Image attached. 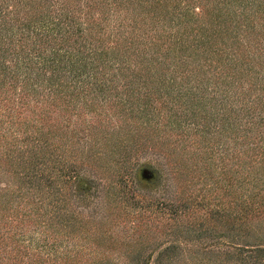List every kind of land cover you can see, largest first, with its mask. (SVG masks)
<instances>
[{
    "label": "trees",
    "instance_id": "obj_1",
    "mask_svg": "<svg viewBox=\"0 0 264 264\" xmlns=\"http://www.w3.org/2000/svg\"><path fill=\"white\" fill-rule=\"evenodd\" d=\"M92 1L0 0V166L17 181L11 192L0 187V208L31 191L35 202L45 200L58 210L51 215L44 207L48 227L56 231V223L66 230L74 217L60 211L65 186L72 187V195L95 192L103 178L93 153H67L68 147L77 149L68 133H78L67 114L81 113L78 108L93 107L99 99L107 102L119 86L128 89L119 97L128 105L120 110L128 126L112 127L125 134L112 146L119 183L129 180L135 189L138 171L155 172L153 184L163 182L160 197L166 198L169 182L159 173L164 171L159 161L134 156L153 150L173 154L166 171L172 168L176 178L195 166L213 186L219 183L211 175L215 159L233 185L238 171L226 165L223 137L241 146L229 155L232 163L248 164L250 183L259 186L262 178L253 170L258 164L264 168V0ZM81 125V131L89 130L86 121ZM91 134L90 140H98ZM85 164L95 166L92 176L80 171ZM113 178L105 177L108 185ZM256 196L251 194L245 206L233 201L229 213L210 210L209 217L223 212L242 219L260 199L258 212L264 196ZM226 246L240 254L238 264H264L262 236L229 240ZM212 250L210 256L218 255L214 250L220 247ZM161 252L160 263L167 253L163 248L157 256ZM0 258L6 264L19 261L15 252L6 255L2 249Z\"/></svg>",
    "mask_w": 264,
    "mask_h": 264
},
{
    "label": "rangeland",
    "instance_id": "obj_2",
    "mask_svg": "<svg viewBox=\"0 0 264 264\" xmlns=\"http://www.w3.org/2000/svg\"><path fill=\"white\" fill-rule=\"evenodd\" d=\"M95 3H99L98 0L92 1V4ZM125 91L128 89L119 86L116 92L109 93L107 102L99 99L93 107L78 108L83 111L81 113L67 114L78 130V133H68L74 143L72 147L77 149L71 151L68 147L67 153L76 157L87 151H90L89 154L93 153L95 165L99 164L97 176L103 178L95 184V192L81 189L72 195V187L68 184L65 186L66 201L61 202V205L65 204L66 208H61L60 211L63 213L67 209L74 217L68 220L70 224L66 230H60L61 225L56 223V231L48 227L49 214H44V207L51 215L58 210H54L45 200L41 204L35 202L31 191H28L25 196L16 197L9 204L11 207L2 204L0 208V249L6 255L15 252L19 260L15 262L17 264H152L154 260V264H238L235 255L240 254L233 248H225L224 244L229 240L254 241L256 237H264V205L257 212L255 207L260 201L258 199V202L251 205L253 211L246 217L242 216V219L229 217L223 212L220 217L210 218L208 213L214 209L229 213L233 201L235 204L240 201L245 206L246 203H251L248 199L251 194L257 193L256 197L264 196L262 164L256 165L253 170L254 176L262 178L260 188L257 186L254 189L250 183L248 164L242 168L241 163H232L229 156L235 149L240 151L241 146L236 141H224L222 137L221 143L227 148L223 151L224 155L228 154L225 158L226 165L228 168L233 166L232 169L238 171L239 180L233 185H228V171L216 166L215 159H212L211 175L212 179H219V183L213 186L205 170L195 166L188 173L186 170L183 172V175L187 173L186 176L181 178L182 175H179L176 178L172 168L166 171L172 165L170 158L173 154L153 150L137 151L134 156L137 160L159 161L160 168L164 169L159 173L166 175L169 182L164 194L166 198L160 197L163 182L153 184V179L158 175L155 172L138 171V185L135 189L129 180L119 183L116 171L119 164L113 159L118 154L112 146L120 144L118 140L125 134L121 130H112V127L118 123L128 126V118L121 117L120 114V110L128 106L119 100ZM114 112L120 115H110ZM85 121L89 123V130L81 131V124H85ZM93 131L98 138L96 141L90 140ZM105 135L108 136L107 139H103ZM120 148L123 152V148ZM245 155V152L242 153L238 159H244ZM105 164L112 167L114 174L107 173L108 168L102 169ZM2 166L1 164L0 187H7L9 192L16 190L17 181L9 177ZM94 167L85 164L80 171L92 176ZM108 174L114 177L111 185L105 179ZM242 176L245 179L241 186ZM9 195L10 193L6 197H10ZM235 213L238 212L235 210ZM51 218L53 221L57 220L54 216ZM228 235L233 237L229 238ZM238 235L241 236L240 241ZM245 235L248 236L244 238ZM213 245L219 246L220 252L214 250L218 255L212 253L210 256L209 250L214 248ZM163 248L164 254L167 253L160 263L164 255L162 256V252L158 256L157 254ZM213 256V259H208ZM6 261L0 258V264H6Z\"/></svg>",
    "mask_w": 264,
    "mask_h": 264
}]
</instances>
